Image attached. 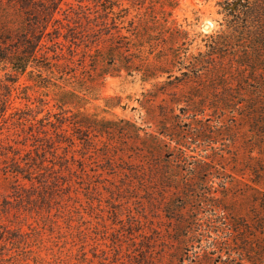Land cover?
<instances>
[{
    "label": "trees",
    "instance_id": "1",
    "mask_svg": "<svg viewBox=\"0 0 264 264\" xmlns=\"http://www.w3.org/2000/svg\"><path fill=\"white\" fill-rule=\"evenodd\" d=\"M168 1L155 10L144 6L146 0H0V68L10 69L12 83L27 75L38 92L34 99L26 96L30 104L12 111L9 92L0 93V132L21 134L22 145L30 147L23 156L13 150L0 173L22 200L27 189L21 180L45 186L54 173L47 155L56 158L61 144L76 138L89 145L90 134L116 135L133 160L121 167L127 189L150 193L160 175L162 186L174 190L165 210L179 223L178 243L193 225L192 211L204 205L207 227L220 238L211 241L204 261L255 264V241L264 238L252 242L246 234L253 225L260 232L264 227V0H215L221 28L193 54L187 32L168 20L163 9ZM123 73H137L142 83H151L141 104L145 123L154 125L150 131L141 133L129 119L115 114L109 119L87 108H98L100 99L101 112L115 108L118 97L100 94L102 80ZM159 93L170 102L152 105ZM219 135H228L237 148L190 159L192 144L218 141ZM237 182L240 188L233 186ZM216 191L223 198L241 192L255 206L253 223L232 216L222 198H213ZM15 231L24 234L0 222L7 250L26 244ZM145 241L149 260L152 238ZM5 255L0 252V261Z\"/></svg>",
    "mask_w": 264,
    "mask_h": 264
},
{
    "label": "rangeland",
    "instance_id": "2",
    "mask_svg": "<svg viewBox=\"0 0 264 264\" xmlns=\"http://www.w3.org/2000/svg\"><path fill=\"white\" fill-rule=\"evenodd\" d=\"M163 2L146 0L144 6L159 10ZM168 2L171 5H165L163 9L172 25L187 32L189 52L193 54L197 49L204 50L207 35L221 28L222 13L215 0ZM173 74L176 76L179 72ZM13 79L14 75L8 67L0 68V93L10 94L8 111H12L13 107L23 109L31 102L26 96L34 99L38 95L27 75H19L15 83H12ZM150 87L151 83H142L137 73L106 75L100 94L118 97L116 107L105 114L100 111L103 107L100 99L95 101L98 108L91 105L87 108L109 119H115L112 114L129 119L139 126L141 133L143 130L150 131L154 125L145 123L148 115L141 106ZM169 99L170 96L159 93L151 103L157 105L165 100L170 102ZM182 105L175 106L176 113ZM0 137L3 139L0 144L6 146L0 148V166L5 164V159L9 161L13 157V150H19L20 156H23L24 149L30 148L22 145L21 134H10L4 129ZM217 137L218 141L201 140L192 144L187 150L190 159L214 156L221 148H237V142L230 141L228 135ZM90 138L89 145L76 138L72 144H61L56 149V158L48 154L51 161L46 163L54 168L50 181L45 186L35 181L33 186L21 180L27 189V195L22 200H17L13 184L0 173V222L10 229L19 228L24 234L21 237L17 235L18 231L13 234L20 240H26L23 247L10 251L7 250L9 246L0 240V252L6 253L0 264H207L205 254L211 250V241L217 236L216 230L207 227L209 211L203 208L204 205L197 211L189 209L193 225L188 227L190 230L186 237L182 235L184 232L179 236L184 237V243H178L175 238L179 223L170 219L165 210L174 190L162 186L160 175L150 193L146 188L127 189L125 172L121 167L130 159L123 139L120 141L116 135L107 134H90ZM111 164L116 166L114 171L110 169ZM235 177L241 179L240 175ZM213 185L211 191L218 188L217 183ZM233 186L240 188L241 183ZM240 193H229L223 198L216 191L213 198L218 199L219 196L232 216L234 214L252 224L251 210H255V206ZM186 216H190L188 212L183 214L187 220ZM254 226L246 234L252 242L255 238H264V227L260 232L259 227ZM148 236L152 238L148 249L151 256L146 260L143 246ZM255 242L258 249L252 255L253 262L264 264V239ZM245 264L251 263L247 261Z\"/></svg>",
    "mask_w": 264,
    "mask_h": 264
}]
</instances>
